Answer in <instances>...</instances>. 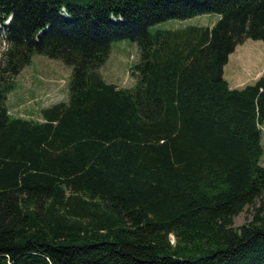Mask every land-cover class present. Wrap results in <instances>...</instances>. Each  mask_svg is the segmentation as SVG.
<instances>
[{
  "label": "trees",
  "instance_id": "trees-1",
  "mask_svg": "<svg viewBox=\"0 0 264 264\" xmlns=\"http://www.w3.org/2000/svg\"><path fill=\"white\" fill-rule=\"evenodd\" d=\"M0 31V264H264V78H224L264 0H0ZM117 40L140 48L130 89L100 73ZM34 55L72 67L43 121L7 106Z\"/></svg>",
  "mask_w": 264,
  "mask_h": 264
},
{
  "label": "rangeland",
  "instance_id": "rangeland-1",
  "mask_svg": "<svg viewBox=\"0 0 264 264\" xmlns=\"http://www.w3.org/2000/svg\"><path fill=\"white\" fill-rule=\"evenodd\" d=\"M219 20L220 16L217 14L201 15L187 20L173 19L151 27L150 33L154 35L160 31H176L188 27H212ZM6 46L3 32L0 31V61ZM243 46L241 48L250 57L245 54L241 56V53L233 56L227 71V77L231 82L238 77V72L246 71L247 77H243V84L240 87L255 84L259 79L264 78V43L247 40ZM140 58L141 52L137 43L130 40L114 41L100 73L107 83L120 88H133L136 79L131 71L139 63ZM71 74L72 67L62 61L34 55L31 64L15 78V89L9 94L7 101L10 115L14 118L43 121V109L68 100ZM262 130L264 150V129ZM262 164L264 165V158ZM251 220L252 209L249 208L235 218L234 224L235 227H240ZM172 242H175L173 237Z\"/></svg>",
  "mask_w": 264,
  "mask_h": 264
},
{
  "label": "crops",
  "instance_id": "crops-1",
  "mask_svg": "<svg viewBox=\"0 0 264 264\" xmlns=\"http://www.w3.org/2000/svg\"><path fill=\"white\" fill-rule=\"evenodd\" d=\"M246 42V41H245ZM245 42L242 44V45H239L237 48H236V50H235V52L232 54V55H230V57H229V62H228V64L225 66V68H224V78L228 81V83H229V86H230V88L231 89H242V88H244L245 86H247V85H250V84H247V85H245L244 87H240V85H242L243 84V77H247L245 74H246V71L245 72H243V73H241V72H238V77H235V80H233V82H231L230 81V78H228L227 77V71H228V67L230 66V63H231V59H232V57L233 56H235V55H237V54H239V53H241L242 55L241 56H243L244 54L246 55V56H249V55H247V53L242 49L244 46V44H245ZM242 47V48H241ZM241 48V49H240ZM250 57V56H249ZM242 60L244 59L243 57L241 58ZM239 62V61H238ZM256 62V61H255ZM231 83H233V84H231ZM256 83V82H255ZM110 84H112V83H110ZM10 113V112H9ZM262 129H264V125L262 126Z\"/></svg>",
  "mask_w": 264,
  "mask_h": 264
}]
</instances>
